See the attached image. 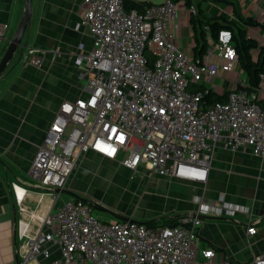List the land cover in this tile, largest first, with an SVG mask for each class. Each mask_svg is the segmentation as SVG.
Instances as JSON below:
<instances>
[{
	"label": "built area",
	"instance_id": "1",
	"mask_svg": "<svg viewBox=\"0 0 264 264\" xmlns=\"http://www.w3.org/2000/svg\"><path fill=\"white\" fill-rule=\"evenodd\" d=\"M127 1L82 0L80 25L92 46L78 50L74 64L88 94L64 99L36 146L28 175L40 193V216L27 212L28 220H18L20 264H35L39 257L53 264H192L198 256L214 254L196 245L203 215L250 216L248 207L223 196L198 198L196 211L162 226L105 221L81 198L60 202L69 175L88 151L117 160L130 179L144 169L148 177L199 183L207 181L219 146L264 156V106L258 102L264 71L251 88L242 74L224 78L230 90L225 101L206 104L203 97L215 90L221 72L240 69L231 30H218L202 56L193 58L180 48L178 25H171L179 10L175 0H147L141 11L127 7ZM180 1L197 14L195 4ZM7 32L8 25L0 22V42ZM32 62L38 65L41 58ZM10 186L25 213L28 189L18 181ZM253 222L249 218V234L256 232ZM252 264H264V251Z\"/></svg>",
	"mask_w": 264,
	"mask_h": 264
},
{
	"label": "crops",
	"instance_id": "2",
	"mask_svg": "<svg viewBox=\"0 0 264 264\" xmlns=\"http://www.w3.org/2000/svg\"><path fill=\"white\" fill-rule=\"evenodd\" d=\"M229 1L234 4L215 0H189V4H195L197 15L206 19L223 14L242 23L241 18L253 17L260 25L247 26V33L263 45L264 0ZM175 2L179 10L171 25H178L180 48L199 58L195 52L199 43L194 40L190 22L192 14L186 3ZM25 3L26 0H0V22L8 25L7 38L0 42V58L18 28ZM82 13V0H31V16L21 43L0 76V264H20L18 220H28L27 212L40 216V193L28 175L36 146L60 103L88 94L85 81L77 78L74 64V54L92 46L91 37L80 25ZM204 30L207 41L211 40L209 26ZM257 55L258 48L253 49L252 56ZM35 57L41 58L40 64L32 62ZM221 74L223 78L215 80L218 93L228 89L224 78L234 80L238 74L245 77L241 68ZM218 80L222 82L217 83ZM258 102L264 106V92ZM144 173L143 169L130 179L129 171L117 160L85 152L69 175L60 202L74 198L94 201L102 208L97 211L92 207L98 213L95 215L105 221L131 219L162 226L173 217L196 211L198 198L211 201L223 196L233 204L248 207L250 216L203 215L196 245L211 249L214 254L210 258L198 256L192 264H252L253 256L264 251V156L219 146L213 153L205 183L148 177ZM13 181L28 189L23 200L25 213L16 205L10 186ZM47 202L45 196L42 203ZM249 218L254 220V234L247 232ZM32 222L34 231L37 222ZM35 264L53 263L39 257Z\"/></svg>",
	"mask_w": 264,
	"mask_h": 264
},
{
	"label": "trees",
	"instance_id": "3",
	"mask_svg": "<svg viewBox=\"0 0 264 264\" xmlns=\"http://www.w3.org/2000/svg\"><path fill=\"white\" fill-rule=\"evenodd\" d=\"M215 1H225L227 3H233L229 0H215ZM189 3V0L187 1ZM148 4L146 1H127V7H134L141 11L144 5ZM234 4V3H233ZM242 23L237 22L235 19L228 18L226 15H212L207 19L200 14L192 15L191 24L194 32V40L199 43L198 47L195 48V52L200 57L205 51L208 45L206 39V31L203 26L208 25L212 38L216 37L218 30L221 28L230 29L232 32V40L238 55V63L242 71L245 73V77L248 85L255 87L259 82V74L264 71V44L259 45L258 42L250 37L247 33V26L260 25L253 17L241 18ZM258 48V55L254 58L252 56V50ZM203 89V86H199ZM238 86L235 88L237 89ZM230 90H226L223 93H218L215 90H209L204 94V100L206 104H211L216 101H225L227 98V93ZM178 217H173L170 219L168 225L176 224V219Z\"/></svg>",
	"mask_w": 264,
	"mask_h": 264
},
{
	"label": "water",
	"instance_id": "4",
	"mask_svg": "<svg viewBox=\"0 0 264 264\" xmlns=\"http://www.w3.org/2000/svg\"><path fill=\"white\" fill-rule=\"evenodd\" d=\"M30 16H31V0H26L25 9L23 12V16L20 20V23L18 25V28H17L16 32L14 33V35L12 36V38L10 39V42H9L5 52L3 53V55L0 58V76L2 75V72L6 68L8 62L12 59L16 49L20 45L21 40H22V36H23L25 29L28 25ZM62 191L63 190H61V192ZM89 203L91 204V206L93 207L94 210L99 211L100 209H102L99 206V204H97L94 201H90Z\"/></svg>",
	"mask_w": 264,
	"mask_h": 264
},
{
	"label": "rangeland",
	"instance_id": "5",
	"mask_svg": "<svg viewBox=\"0 0 264 264\" xmlns=\"http://www.w3.org/2000/svg\"><path fill=\"white\" fill-rule=\"evenodd\" d=\"M136 1H147V0H136ZM151 1H152V2H160L161 0H151ZM242 76H243V74H242ZM218 82L220 83V82H222V80H218L217 83H218ZM93 213H94V214H98V213L95 212V211H93Z\"/></svg>",
	"mask_w": 264,
	"mask_h": 264
}]
</instances>
